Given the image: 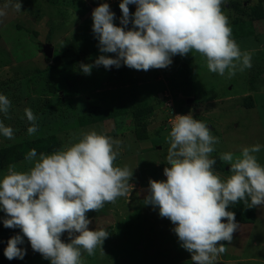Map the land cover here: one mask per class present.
Segmentation results:
<instances>
[{
	"label": "rangeland",
	"instance_id": "1",
	"mask_svg": "<svg viewBox=\"0 0 264 264\" xmlns=\"http://www.w3.org/2000/svg\"><path fill=\"white\" fill-rule=\"evenodd\" d=\"M15 2L0 0V7ZM20 2L21 11L9 6L0 18V94L11 101L7 116L0 113V120L14 131V139L0 134V150L50 136L60 139L63 149L91 130L121 141L118 148L114 146L119 152L115 164L133 170L129 181L133 187L128 197L87 213L89 229H104L109 236L102 245L105 254L100 248L93 256L85 252L84 264H194L173 231L175 225L160 217L158 208L144 204L149 180L166 179L169 133L177 114L191 113L219 138L210 158L224 152L239 155L243 147L260 144L255 155L264 165V0H226L223 6L233 39L252 57L250 69L231 77L227 71L224 76L210 72L206 59L196 52L173 56L169 67L148 71L121 63L119 68L92 67L90 74H84L80 65L89 61L53 68L43 52L45 45L53 47L54 55L73 46L90 52L94 60L100 55L115 58L116 54L99 50L92 11L108 3L115 14L113 22L122 26L121 0ZM235 4L242 12L232 7ZM128 7L134 14L136 5ZM132 26L130 22L127 28ZM25 108L37 117L38 130L33 135L27 133L30 122ZM104 110L117 113L108 119ZM90 116L95 118L93 123L87 121ZM12 165L18 171L32 166L25 160ZM7 168L0 169V178ZM229 169L226 164L217 174L227 178ZM238 211L242 215L239 227L230 243L223 242L227 251L215 264H264V206L245 205ZM2 222L0 210V227ZM22 238L18 247L26 254L19 260L50 264ZM61 239L69 242L67 232Z\"/></svg>",
	"mask_w": 264,
	"mask_h": 264
},
{
	"label": "clouds",
	"instance_id": "2",
	"mask_svg": "<svg viewBox=\"0 0 264 264\" xmlns=\"http://www.w3.org/2000/svg\"><path fill=\"white\" fill-rule=\"evenodd\" d=\"M226 0H121V25L108 3L92 11V30L99 40L102 53H114L115 58L100 55L95 66L106 69L121 63L128 68L148 71L164 69L172 57L199 53L206 59L212 73L229 77L252 67V57L241 51L232 37V28L223 12ZM136 5L134 14L129 5ZM11 6L19 12L20 0L0 7V18ZM131 22V29L127 25ZM93 65L81 64L84 74ZM11 101L0 94V113L7 116ZM30 126L28 135L37 132L36 115L24 109ZM169 133L167 164L164 180H149L144 204L158 208L159 216L175 225L173 231L194 264H215L227 251L223 242H231L239 225L230 205L243 201L246 208L264 206V165L255 153L262 145L243 147L239 155L221 153L219 159L230 165L227 178L214 171L215 151L219 138L212 135L205 122L191 113L174 116ZM0 134L14 139V131L0 120ZM119 140L97 133H81L78 142L51 154L31 149L25 161L32 166L26 171L10 164L0 178V210L6 218L5 228H19L38 252L50 264H84L83 253L95 255L109 233L104 229L90 230L89 211H99L106 203L128 197L133 170L116 166L119 152L114 150ZM250 201V202H249ZM227 220L225 223L224 220ZM67 232L69 242L61 237ZM20 235L7 241L4 256L23 259L26 250ZM105 254V253H104Z\"/></svg>",
	"mask_w": 264,
	"mask_h": 264
},
{
	"label": "trees",
	"instance_id": "3",
	"mask_svg": "<svg viewBox=\"0 0 264 264\" xmlns=\"http://www.w3.org/2000/svg\"><path fill=\"white\" fill-rule=\"evenodd\" d=\"M238 4L232 6L235 10L242 12L239 9ZM54 65L53 68H65L66 66L74 63H79L81 61H89V64L93 65L94 69H100V66H95V60L92 58V55L87 50H78L76 47H68L62 49L59 53H56L52 59ZM117 110H104L103 114L107 116L108 119H111L116 115ZM135 116V111L133 112ZM136 117V116H135ZM94 119V120H93ZM93 120V121H92ZM91 123L95 121V118L90 116L89 120ZM139 125V124H138ZM62 148V141L56 136H50L42 140H30L22 144H17L10 147H5L0 150V169L8 167L10 164L19 163L25 160L26 154L31 149H36L37 156L40 153L51 154L55 151H58ZM219 154L212 156V159L216 160L215 165L213 166L214 171H222L225 169L226 164L219 159ZM245 205L242 202L230 205L227 210L235 213L236 222H240V214L238 210H242ZM3 212V211H2ZM6 218L5 213L3 212V219ZM226 223L227 220L225 219ZM20 235L23 237V233L19 228H5L2 222L0 227V264H26L25 262L19 260V258L9 260L4 256V249L7 247V241L13 236Z\"/></svg>",
	"mask_w": 264,
	"mask_h": 264
},
{
	"label": "water",
	"instance_id": "4",
	"mask_svg": "<svg viewBox=\"0 0 264 264\" xmlns=\"http://www.w3.org/2000/svg\"><path fill=\"white\" fill-rule=\"evenodd\" d=\"M44 54L48 59L52 60L54 57V49L50 45H45L43 49Z\"/></svg>",
	"mask_w": 264,
	"mask_h": 264
}]
</instances>
